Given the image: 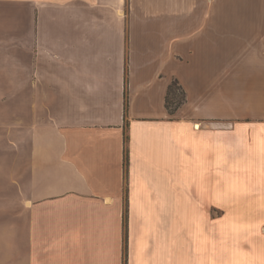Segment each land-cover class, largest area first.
I'll return each mask as SVG.
<instances>
[{"label": "crops", "instance_id": "0c3cea01", "mask_svg": "<svg viewBox=\"0 0 264 264\" xmlns=\"http://www.w3.org/2000/svg\"><path fill=\"white\" fill-rule=\"evenodd\" d=\"M262 224L264 0H0V264H264Z\"/></svg>", "mask_w": 264, "mask_h": 264}, {"label": "rangeland", "instance_id": "374dc122", "mask_svg": "<svg viewBox=\"0 0 264 264\" xmlns=\"http://www.w3.org/2000/svg\"><path fill=\"white\" fill-rule=\"evenodd\" d=\"M180 93V91H179ZM234 200L236 201L237 199H223V204H222V209L221 211H215L214 212V216L215 217H221V221L223 223V225H225L226 223L230 222L231 220H234L231 216L234 215L233 213L238 212L239 210L237 209H233L231 207H233L230 202ZM248 202L253 203V205H251V207H249V209H245V207L243 208V212L245 213L246 211H251L252 212V220L255 222H261L262 221V217L260 216L261 211H260V205H258V202H260V198H253V199H248ZM255 211V212H254ZM233 212V213H231ZM262 231L264 232V225H261Z\"/></svg>", "mask_w": 264, "mask_h": 264}, {"label": "trees", "instance_id": "16d2710c", "mask_svg": "<svg viewBox=\"0 0 264 264\" xmlns=\"http://www.w3.org/2000/svg\"><path fill=\"white\" fill-rule=\"evenodd\" d=\"M180 91V93H179ZM186 101V93L177 79H174L169 86L167 93V107L170 110H176Z\"/></svg>", "mask_w": 264, "mask_h": 264}]
</instances>
